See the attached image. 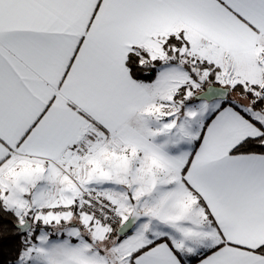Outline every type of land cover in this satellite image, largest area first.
Returning a JSON list of instances; mask_svg holds the SVG:
<instances>
[{"label": "snow or ice", "instance_id": "obj_1", "mask_svg": "<svg viewBox=\"0 0 264 264\" xmlns=\"http://www.w3.org/2000/svg\"><path fill=\"white\" fill-rule=\"evenodd\" d=\"M0 264H264V0H0Z\"/></svg>", "mask_w": 264, "mask_h": 264}]
</instances>
